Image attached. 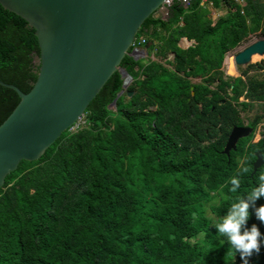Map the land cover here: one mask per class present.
Returning <instances> with one entry per match:
<instances>
[{
  "label": "trees",
  "instance_id": "trees-1",
  "mask_svg": "<svg viewBox=\"0 0 264 264\" xmlns=\"http://www.w3.org/2000/svg\"><path fill=\"white\" fill-rule=\"evenodd\" d=\"M242 1L211 0L225 11L216 21L201 0H176L167 16L146 19L135 41L144 39L156 60H136L134 46L126 54L132 95L117 98L124 78L116 71L86 109L84 127L7 176L0 264H242L214 227L264 174V164L253 173L256 153L264 159V78L250 75L264 65L236 77L222 70L250 35L264 38V0ZM182 38L195 44L182 48ZM39 56L35 29L0 4V80L29 92ZM19 102L0 85V125ZM255 104L261 112L245 124L241 114ZM234 127L252 131L227 155ZM248 223L264 234L254 214ZM249 264H264V244Z\"/></svg>",
  "mask_w": 264,
  "mask_h": 264
},
{
  "label": "water",
  "instance_id": "water-1",
  "mask_svg": "<svg viewBox=\"0 0 264 264\" xmlns=\"http://www.w3.org/2000/svg\"><path fill=\"white\" fill-rule=\"evenodd\" d=\"M166 1L0 0L5 9L35 29L40 47L39 74L29 92L0 80V85L13 89L20 97L0 125V188L21 161L40 159L84 116L116 71L125 78L117 98L128 89L132 78L121 62L146 19L168 15L169 10H162ZM255 55L264 57L263 37L239 49L235 65L248 66ZM127 94L132 92L127 90ZM251 131L250 127H234L224 153L229 155L239 139ZM256 156L253 173L264 164L262 153Z\"/></svg>",
  "mask_w": 264,
  "mask_h": 264
},
{
  "label": "clouds",
  "instance_id": "clouds-1",
  "mask_svg": "<svg viewBox=\"0 0 264 264\" xmlns=\"http://www.w3.org/2000/svg\"><path fill=\"white\" fill-rule=\"evenodd\" d=\"M144 48L147 51V48ZM247 171L246 167L242 169V173ZM230 183L232 185L230 191L236 192L240 187V180L233 177ZM262 198H264V174L259 175L256 186L252 187L246 196L239 197L231 203L226 214L214 223L216 232L226 238L230 250L239 253L242 264H249L253 254L259 255L264 244V234L257 224L253 223L249 226L248 223L250 215L254 214L256 220L264 225V204L256 205V202Z\"/></svg>",
  "mask_w": 264,
  "mask_h": 264
},
{
  "label": "rangeland",
  "instance_id": "rangeland-1",
  "mask_svg": "<svg viewBox=\"0 0 264 264\" xmlns=\"http://www.w3.org/2000/svg\"><path fill=\"white\" fill-rule=\"evenodd\" d=\"M208 3V6H209V9H210V11L213 13V19L216 21L217 19H219L220 17H222V16H224L225 15V11L224 10H220V9H215V8H213L212 7V5L211 4H209V2H207ZM212 9V10H211ZM260 38H262V36L259 34V33H257V34H252V35H250L244 42H242L238 47V49L236 50V49H234V50H232V51H230V52H228L227 53V55H226V57H225V61H224V64H223V67H222V70L224 71V74H225V76L226 77H228V76H232L233 74H236V76L237 75H239L240 73H241V71L243 70V69H246L247 68V66H237V65H235V69L234 70H231L230 68H228V66H227V64H226V60H227V57L228 56H230V55H233V56H235V54H237V52L239 51V49L241 48V47H243V46H246V45H249L250 43H252L253 42V40L255 41V40H257V39H260ZM192 43H190V45H191ZM179 45L181 46V40H180V42H179ZM182 45H184V46H190L188 43H187V45H185V44H182ZM144 50H145V48H143ZM132 54V53H131ZM133 56V55H132ZM144 59V61L145 62H147L148 60H156V57H155V55H148V53L145 51V54L143 55V56H139V59ZM169 58H172V55H170V57ZM138 59V60H139ZM256 63H260V64H262V65H264V57L263 56H253V61H252V63L251 64H256ZM235 64V63H234ZM250 75H255L256 77H258V78H264V68L263 69H261V68H258V67H256V68H254V69H252L251 71H250ZM125 79V78H124ZM198 82V80H195V82ZM130 84H131V82H130ZM129 84V85H130ZM129 87V86H128ZM111 108L112 109H115V107H114V105H111ZM256 112H258V113H260L261 112V110H260V106L258 105V104H255L254 106H253V109L251 110V111H247V112H242V118L244 119V122H245V124H247L248 123V120L249 119H251V118H253L254 117V115L256 114ZM85 126V120H84V118L82 117L81 118V120L77 123V125H75V127H74V129H72L71 131H77V130H79V129H81L82 127H84Z\"/></svg>",
  "mask_w": 264,
  "mask_h": 264
},
{
  "label": "built area",
  "instance_id": "built-area-1",
  "mask_svg": "<svg viewBox=\"0 0 264 264\" xmlns=\"http://www.w3.org/2000/svg\"><path fill=\"white\" fill-rule=\"evenodd\" d=\"M174 1H176V0H167L165 3H164V5H165V7L162 9L163 11H166V10H169V7L173 4V2ZM178 1H181L184 5H188L189 3H190V1L191 0H178ZM202 1V4H205V3H207V2H209V3H211L212 4V2H211V0H201ZM238 1V0H237ZM167 13V12H166ZM144 42H145V40L144 39H142L140 42L138 41L137 43H136V41H134V44H133V46H134V48H133V51H132V55H133V57L136 59V60H138L139 59V56H143L144 54H145V51H146V49L144 50L143 48V44H144ZM147 52V51H146ZM81 120V119H80ZM79 120V121H80ZM78 121V122H79ZM75 125H77V123L75 124ZM75 125L72 127V129H74V127H75ZM71 129V130H72Z\"/></svg>",
  "mask_w": 264,
  "mask_h": 264
},
{
  "label": "bare ground",
  "instance_id": "bare-ground-1",
  "mask_svg": "<svg viewBox=\"0 0 264 264\" xmlns=\"http://www.w3.org/2000/svg\"><path fill=\"white\" fill-rule=\"evenodd\" d=\"M253 41H254V40H253ZM186 42H187V41H186ZM186 42H183V44L187 45ZM187 43H188V42H187ZM245 47H246V46H243V47H241L240 49H244ZM255 56H256V55H255ZM257 56H260V55H257ZM226 61H227L226 64H227L228 68H230L231 70H234V69H235L234 56H233V55L228 56ZM77 123H78V122H77ZM71 129H72V127H71ZM71 129H70V130H71Z\"/></svg>",
  "mask_w": 264,
  "mask_h": 264
},
{
  "label": "crops",
  "instance_id": "crops-1",
  "mask_svg": "<svg viewBox=\"0 0 264 264\" xmlns=\"http://www.w3.org/2000/svg\"><path fill=\"white\" fill-rule=\"evenodd\" d=\"M238 1H239V3L243 4V1H242V0H238ZM205 4H208V3H205ZM209 4H211V3H209ZM211 5H212V4H211ZM212 7L215 8L214 5H212ZM215 9H216V8H215ZM211 10H212V9H211ZM186 41L188 42L189 45H190V43H192L191 45L195 44V43L189 41L188 39L182 38V39H181V47H182V48H188V47H189V46L186 47V46L182 45L183 42H186ZM187 42H186V44H187ZM191 45H190V46H191Z\"/></svg>",
  "mask_w": 264,
  "mask_h": 264
}]
</instances>
